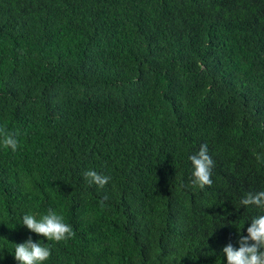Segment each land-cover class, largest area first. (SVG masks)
Wrapping results in <instances>:
<instances>
[{
	"label": "trees",
	"instance_id": "16d2710c",
	"mask_svg": "<svg viewBox=\"0 0 264 264\" xmlns=\"http://www.w3.org/2000/svg\"><path fill=\"white\" fill-rule=\"evenodd\" d=\"M0 126V264L29 237L45 264H227L264 215L241 204L264 190V0H0ZM49 209L74 238L22 225Z\"/></svg>",
	"mask_w": 264,
	"mask_h": 264
},
{
	"label": "clouds",
	"instance_id": "9594fccd",
	"mask_svg": "<svg viewBox=\"0 0 264 264\" xmlns=\"http://www.w3.org/2000/svg\"><path fill=\"white\" fill-rule=\"evenodd\" d=\"M18 135L19 133L10 132L6 127L0 126V145L15 152L19 146ZM189 160L194 167L193 186L201 189L205 186L210 187L214 161L208 153L207 144H202L199 152L189 156ZM83 176L90 185L95 184L99 188H104L111 180L110 176L91 169L85 171ZM241 204L255 205L264 209V190L254 194L248 193L241 200ZM22 220L23 226L46 238L47 241L59 243L75 237L73 228L65 222L64 217L52 209H49L47 214L40 216L39 219L36 215L26 214ZM247 233V237L241 236L238 249L231 244L223 249L227 264H264V215L253 218L251 226L247 228ZM51 254V249L47 244L34 242L31 237L25 243L15 244L14 257L18 264H45Z\"/></svg>",
	"mask_w": 264,
	"mask_h": 264
}]
</instances>
